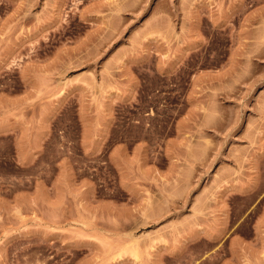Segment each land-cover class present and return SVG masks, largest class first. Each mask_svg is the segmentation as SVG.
<instances>
[{
	"label": "rangeland",
	"instance_id": "obj_1",
	"mask_svg": "<svg viewBox=\"0 0 264 264\" xmlns=\"http://www.w3.org/2000/svg\"><path fill=\"white\" fill-rule=\"evenodd\" d=\"M206 93L218 111L248 109L238 95L264 104V0H0V108L22 122L0 136V157L41 139L35 164L0 160V264H158L156 179L167 175L194 226L202 216L226 229L179 244L164 264H264L262 200L247 211L252 199L228 198L216 212V193L243 174L218 175L197 197L207 163L231 168L240 145L230 158L198 145L174 172L156 168V142L179 134L187 97ZM248 119L245 136V121L223 133L194 118L182 139L251 140L246 153L264 158V117ZM157 163L166 168L163 149ZM256 181L264 192V164Z\"/></svg>",
	"mask_w": 264,
	"mask_h": 264
},
{
	"label": "crops",
	"instance_id": "obj_2",
	"mask_svg": "<svg viewBox=\"0 0 264 264\" xmlns=\"http://www.w3.org/2000/svg\"><path fill=\"white\" fill-rule=\"evenodd\" d=\"M216 96L217 95L206 93L201 94V98H186L188 101H190L191 104L190 107L187 108L176 121L179 129V134L170 139L156 142V148L159 149V153L160 150L163 149L164 157L167 159L166 168L162 169L160 164L157 163V160L159 159V153L156 154V156L158 157H156V168H158V172L160 174L161 172H174V169L177 166L176 161H178L179 159H185L187 161V150L198 147V145H200L199 147H201L202 149L208 150L224 149L226 151L217 153V155H222L227 158L231 157L230 154L233 146L240 145L239 147L242 152L233 158L234 160H232V163L230 164L231 168L224 169L225 161L223 158H219L216 163H207L208 172L206 177L203 179L202 187L197 197L203 199L204 197L209 196L210 189H206L205 187L209 186L210 182L215 177H218V175L232 174L234 173V169L238 170L240 174H243L239 177V180L232 182L231 188L227 189L223 194H221V192L216 193V197L222 196L224 198L221 202V210H216V212H229V199L234 197L252 199V203L249 205L247 211H255V208L258 206L259 201L262 200L263 209L261 211V214L255 218V223L253 225V227L259 233L260 230L264 228V192H261L258 187L256 181V173L257 170L261 171L264 164V158H257L255 155L253 156V154L246 153V150L258 146H252L251 140H219L214 142V144H209V142L201 141L200 143L194 144V142L191 140L182 139V135L187 131L188 126L190 124H193L198 117L200 118L201 125L205 128H215L217 126V128L221 129L223 133H226L227 129H238V126L242 123V121H245L243 129L241 131L243 134H245V136L246 133L248 134V118H250L253 114L256 116L258 111L261 114V117H264V104L260 107H258L256 104V101L260 96L259 94L238 95L239 98H236V100L244 102L248 101L249 108L246 109L245 106H243V109H240V111L235 113H233L232 110L228 109L218 111L212 108L210 102L217 100V98H215ZM218 99H221L219 95ZM197 101H200V104L196 103ZM240 105L241 104H239V106ZM5 106L10 110L9 112L5 109ZM218 112L222 114H218ZM243 113L244 115H242ZM241 116L244 117L242 120L236 119ZM213 117H221L224 119H218L217 121H215L216 124H214ZM245 117L247 119H245ZM21 125V120L15 118L14 114L11 112L10 103L5 104L3 108H0V136L15 133V131ZM30 140L31 142L26 145H23L21 143H13L11 148L13 150L14 156L11 158L9 156L3 155L0 157V160L4 162V164H35L37 153L41 148V139L38 136L32 135ZM259 147L264 148V141L259 144ZM241 154H248V157L244 158L241 156ZM156 182L157 185L160 186L158 192L156 190V244H159L158 264H164V260L167 255L175 254L179 249L178 245H181V243H184L185 245L187 243H192L194 240L202 239L204 237H219V235L223 234L221 230L226 229V227H223L221 225L225 224L226 220L221 223L213 222L212 224L209 223L208 219L200 216L198 219V222L200 224L198 226H194L192 219L193 204L191 202V204L187 207L184 203H182L183 198H186V196H188L185 190H180L177 195H173L170 193L169 187L172 184L170 175H167L164 179L158 178L156 179ZM30 192L31 191L25 190L22 193H25V195H27ZM127 192L129 194L128 197L130 200L135 199L134 197H136V194H134V192H130V190H127ZM201 210H203L202 207H200L199 211Z\"/></svg>",
	"mask_w": 264,
	"mask_h": 264
},
{
	"label": "bare ground",
	"instance_id": "obj_3",
	"mask_svg": "<svg viewBox=\"0 0 264 264\" xmlns=\"http://www.w3.org/2000/svg\"><path fill=\"white\" fill-rule=\"evenodd\" d=\"M133 249H131V251H132ZM135 250V249H134ZM133 255L135 256V257H137L139 254H138V251L137 250H135V251H133Z\"/></svg>",
	"mask_w": 264,
	"mask_h": 264
}]
</instances>
